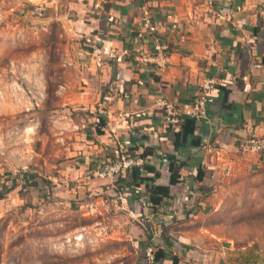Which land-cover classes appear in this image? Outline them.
I'll use <instances>...</instances> for the list:
<instances>
[{"label": "crops", "instance_id": "obj_1", "mask_svg": "<svg viewBox=\"0 0 264 264\" xmlns=\"http://www.w3.org/2000/svg\"><path fill=\"white\" fill-rule=\"evenodd\" d=\"M21 1L50 9L45 31L63 43L65 50L57 62L66 68L51 79L61 75L69 82L65 89L52 88L55 99L40 108L44 119L33 120L38 128L59 127V135L38 131L31 136L34 141L22 142L20 156L5 146L9 160H1L3 169H29L30 176L33 172L39 176L29 188L37 190L41 202L48 198L59 207L80 211L86 230L100 224L95 233L115 247L98 264H173L172 256L178 257L177 264H223L219 258L213 260L205 243L215 238L214 224L225 219L219 207L230 199L201 192L196 213L188 215L190 205L183 194L196 186H210L208 166L222 167V158L232 169L231 186H245L241 177L264 165V155L238 151L242 139L264 134V0ZM11 3L5 0L7 16L19 10ZM145 17L152 30L144 26ZM156 42L168 55L162 72L143 60L155 53ZM97 45L115 49L118 58L96 66L92 51ZM207 79L215 80L207 117L195 121L194 132L186 139L175 138L157 99L191 104ZM182 125L191 129L183 119L175 131ZM49 143L56 146L48 148ZM121 145L156 168L159 185H169L170 178L162 159H174L181 183L170 186L164 207L151 206L145 186L133 191L119 180L88 178L91 170L115 160ZM217 145L222 147L220 161L212 150ZM60 157L61 161L49 162ZM199 172L203 180L198 184ZM3 183L9 193L27 192L28 185ZM152 230L159 232L154 241ZM173 232L180 234L181 250L173 247ZM159 251L160 258L153 259Z\"/></svg>", "mask_w": 264, "mask_h": 264}, {"label": "rangeland", "instance_id": "obj_2", "mask_svg": "<svg viewBox=\"0 0 264 264\" xmlns=\"http://www.w3.org/2000/svg\"><path fill=\"white\" fill-rule=\"evenodd\" d=\"M30 2L12 0L10 6H17L19 10L7 16L3 11L5 0H0V190L5 188L4 181L15 187L24 185L20 181L25 175L22 173L30 171L3 169L1 160L8 159L5 157L8 147L20 156L21 145L25 144L22 142L34 141L36 138L31 136L38 131L53 130L58 135L61 132L55 126L35 127L33 120L44 119L40 108L52 102L55 97L50 95L52 88L59 85L65 89L69 82L61 75L58 80L51 79L54 72H62L59 69L65 68V64L57 62L65 47L45 31L48 24L44 23L51 16L50 9L45 8L46 4H42L43 9L40 3ZM26 121L29 122L25 126ZM55 146L48 144V148ZM61 160L60 157L49 162ZM220 162L222 168L230 164L226 158ZM252 170L241 177L240 182L245 186H231L230 174L211 192L226 201L230 199L219 207L225 219L214 224L218 231L215 238L205 243L214 261L219 258L223 264H264V165ZM26 190L10 193L5 190L7 193L0 199V264H98L102 256L115 247L103 240L102 234L95 233L100 224H93L95 229L84 228L80 211L59 207L48 202V198L43 203L37 190L31 191L29 186ZM206 224L210 229L213 226L212 222ZM100 231L104 233L103 228ZM179 235L175 233L172 239L181 250Z\"/></svg>", "mask_w": 264, "mask_h": 264}, {"label": "built area", "instance_id": "obj_3", "mask_svg": "<svg viewBox=\"0 0 264 264\" xmlns=\"http://www.w3.org/2000/svg\"><path fill=\"white\" fill-rule=\"evenodd\" d=\"M145 24L146 28L152 30L151 24L147 17H145ZM118 58V53L115 49L108 48L105 46L97 45L94 47L92 51V60L96 66H100L106 59L114 60ZM167 58L168 55L164 51L163 47L156 42L155 46V53L149 54L144 56L143 60L148 65H154V69L157 72H162L167 66ZM215 80L214 79H207L205 80L199 87L198 93L193 99L191 104H184L182 106H178L173 102L166 101L163 98H158L156 103L161 108L163 121L171 125L173 127H178L181 125L183 119L185 117H190L196 120H203L207 117L206 113V104L209 102H213V96L211 94L212 90L214 89ZM221 146H213L212 150L216 152L217 158L220 161L221 155ZM238 151L244 155L254 154L258 156L264 155V134L262 136H253L250 138L242 139L238 144ZM117 158L113 161L108 163L101 164V166L97 167L88 175L90 179H102V180H117L125 171L133 168H138L141 172L144 171V167L149 162L143 157L137 154H130L125 145H121L117 151ZM162 162H167V158H163ZM150 164V163H149ZM208 170L212 172L210 178V186L201 185L196 186L193 189L187 191V194H183L184 202L189 204L188 206V215H192L196 213V201L200 197L201 189L207 188L208 191H213L215 184L220 182L224 177H227L231 174L232 169L231 167L222 168L219 165H211L208 166ZM22 176L20 181H23L25 184H30L32 182V178L30 175L25 172ZM128 190V189H127ZM165 212V208L163 210ZM161 212V210H160ZM151 240H156L159 237L158 230L151 231L150 233ZM173 247L178 249L173 241Z\"/></svg>", "mask_w": 264, "mask_h": 264}, {"label": "trees", "instance_id": "obj_4", "mask_svg": "<svg viewBox=\"0 0 264 264\" xmlns=\"http://www.w3.org/2000/svg\"><path fill=\"white\" fill-rule=\"evenodd\" d=\"M184 119H185V122H187V124H190L191 126V129L189 131H186V129L183 128L184 125H182L183 129L179 131H175L174 127H170L172 128V130H174V136L175 138L177 136V139L178 137L179 138L181 137L184 140L186 139L188 133L194 132L195 120L190 117H186ZM130 153L133 154V152L131 151ZM144 155H147V153H144ZM167 164L170 169L169 185L167 186L159 185L156 183V178L159 177V172L156 170L154 166H152L149 163L145 165L143 172H141L138 168L129 169L125 171L120 177H118L117 180H119V183L122 186L126 187L128 190L131 189L134 191L135 189H138L140 186H145L146 193H147V199L149 200V203L154 209L156 208L158 209L159 207H164L163 206L164 200L170 197V186L175 185L177 183H181L180 176L175 172L176 163L174 162V159L172 160L167 159ZM209 172L210 173L208 174L209 176L208 178H211L212 172L211 171ZM30 177L32 178V182L30 184L29 183L24 184V186L34 185L35 181L39 179V176L34 172ZM198 179H199V182H198L199 184L203 180L202 174L200 175V172L198 174ZM201 190H202L201 191L202 194H205L208 192L207 188H202ZM4 191L5 189L0 190V199H2L4 197V194L7 193ZM200 200H202V195L197 199L196 203L198 204ZM160 255H161V252L159 251L156 254L153 253L152 256H153V259L158 260L160 258ZM172 261H173V264H177L179 259L177 256H172Z\"/></svg>", "mask_w": 264, "mask_h": 264}]
</instances>
